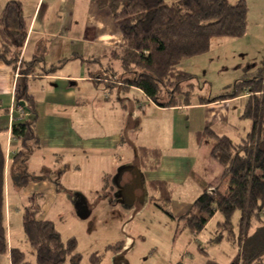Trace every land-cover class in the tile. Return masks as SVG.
<instances>
[{"label": "crops", "instance_id": "crops-1", "mask_svg": "<svg viewBox=\"0 0 264 264\" xmlns=\"http://www.w3.org/2000/svg\"><path fill=\"white\" fill-rule=\"evenodd\" d=\"M11 1L21 4L25 18L26 37L21 49L19 48L20 59L36 61L35 71L24 75L12 65L0 60V145L6 157L4 216L9 228V231L6 229L9 251L0 255V264H12V222L15 220L19 224L23 223L22 210L29 203L30 196L37 194L42 198L39 214L42 220L51 218V208L58 199L62 206L68 203L71 216L75 214L71 197H68L67 193L70 188L83 187L80 184L85 175V162H97V177L104 178L98 185L93 183L94 187L88 188H96L101 192L108 176L115 175L122 166L138 162L135 147L142 146L161 152L152 167H143L138 163L141 175V192L138 195L143 199L125 206H128L130 211L143 210L145 203L153 199L151 204L166 215L168 214L164 208H167L174 217L168 215L173 221L186 214L194 200L204 191L209 188L218 189L214 179L223 175V166L211 156V142L204 137L199 138L197 132L210 127L218 135H227L219 133V126L223 122L230 128H238L229 120L231 114L226 105L244 98L247 94L219 100H215L218 96L202 95L206 97L203 101L195 96L189 105L172 107L160 106L151 101L143 107L144 103L138 101L137 106L141 108L138 113L130 99L121 97L128 89H121V92H118L122 99L120 107L116 103L109 106L105 100H99L96 104L100 107L101 114L96 117L91 105L86 103L83 97L77 99V96L80 82L91 81V89L98 86V95L99 90H102L100 83L104 81H97L100 78H95L88 69V65L94 66L93 61H97L93 56L103 54L115 58L113 51L118 52L124 47L123 35L111 12L99 8L93 0H0V19ZM86 54L89 60L85 58ZM116 60L120 62L119 59ZM110 69L112 68L108 64L106 70ZM116 72L112 71L113 78L118 77ZM121 72L123 76L124 73ZM97 74L110 81L106 74ZM24 77L27 91L36 101L35 131L39 140V148L32 153L29 160L40 152L47 155L51 161L56 162L51 167L58 178L56 181L49 175H36L37 172L29 167L33 172L31 175L35 177L24 187L18 188L12 179V163L13 155L21 146L20 141L12 134V125L21 107L15 98L16 87ZM82 86L85 87V84ZM129 89H135L145 96L139 88L132 86ZM90 94L95 98L96 93L94 95L91 91ZM127 111L130 114H127ZM241 114L242 112L239 113V118ZM251 127L252 121L250 129L243 136L236 131V142L245 139L244 136L251 131ZM95 181L97 179L94 176ZM151 181H166L172 190L171 200L163 203L158 199L159 192L150 189ZM225 186L229 187L227 184ZM57 188L64 190L59 193ZM100 200L103 198L99 201L95 199L96 203H100ZM12 206L15 209H12ZM218 214L220 213L216 212L208 223ZM258 226L256 222L251 232Z\"/></svg>", "mask_w": 264, "mask_h": 264}, {"label": "trees", "instance_id": "trees-1", "mask_svg": "<svg viewBox=\"0 0 264 264\" xmlns=\"http://www.w3.org/2000/svg\"><path fill=\"white\" fill-rule=\"evenodd\" d=\"M93 1L99 8L111 12L124 38V47L118 52L113 51V57L120 60L124 73L115 79L126 85L118 87L139 88L148 101L164 107L189 105L195 97L193 93L185 92L183 101L175 99L174 95L166 102L161 101L163 88L173 87L174 93L182 92L180 85L177 86V82L175 84L173 80L193 79L192 74L178 68L184 59L207 52L214 37H241L247 30L249 8L246 0H238L235 3L230 0H174L172 3L165 0ZM0 21V60L16 69V60L20 57V49L26 37L21 4L16 1L9 2ZM35 61H24L30 64V69L25 71L24 75L35 71ZM129 73H133L134 77L126 76ZM251 74L250 78L237 80L231 93L215 99L236 98L244 93L249 95L241 114L242 118L252 121L251 131L246 138L235 142L227 135H218L210 127L197 132L199 138L211 140V156L223 166V175L229 176L228 190L221 192L217 188H209L194 200L186 214L178 217L193 233H199L216 212L224 218L219 225L230 226L234 214L238 211L237 240L241 244V254L235 264H264L263 223L251 232L255 222H262L264 212V60ZM96 77L100 78L97 81H106L104 76L95 75ZM25 80L26 77L17 84L15 98L17 102H27L29 116L27 113L22 118H16L12 125V134L20 141L21 146L13 155L12 163V179L18 188L24 187L35 177L27 171L26 162L39 148L35 131L36 101L34 96L28 93ZM107 82L112 83L109 80ZM198 98L201 101L206 99L202 95ZM135 148L138 159V162L133 164L135 167L138 163L143 167H152L160 157L161 152L158 150L142 146ZM5 158V151L0 145V255L9 251L4 226ZM135 167H120L123 175L127 169L130 173V177H125L123 182L125 190L119 188L126 205H133L139 200L141 175ZM108 178L109 176L107 180ZM114 178L119 186V181L122 180L116 176ZM107 183L109 184V181ZM149 183L151 190L159 192L158 199L163 203L171 200L172 190L166 181ZM128 193L130 196L127 200ZM37 197V194L29 197V203L23 213L24 233L33 248L35 259L27 260L25 252L18 247H12L11 263L64 264L67 257H70L72 264H79L81 255L76 252V238L64 241L52 221L39 218L41 206L37 204ZM71 199L76 204V196L72 194ZM88 211L87 205L83 211L79 209L82 216H87ZM164 211L173 217L167 208H164ZM232 235L234 234L231 233L230 236ZM222 237L219 235L214 239ZM120 243L122 242L109 245L108 248L118 250ZM99 260V256L95 254L91 257L92 264H100ZM205 264L220 263L208 259Z\"/></svg>", "mask_w": 264, "mask_h": 264}, {"label": "rangeland", "instance_id": "rangeland-1", "mask_svg": "<svg viewBox=\"0 0 264 264\" xmlns=\"http://www.w3.org/2000/svg\"><path fill=\"white\" fill-rule=\"evenodd\" d=\"M165 1L172 3L174 0ZM236 1L238 0H230L231 3H235ZM246 2L249 8L246 33L241 37H214L207 52L184 59L178 65V68L192 74L194 76L193 79L187 81L173 80L175 84L177 82V86L180 85L182 92L174 93L173 87L169 89L163 88L161 101L166 102L172 98V95H174L175 99L183 101L185 99L183 93L185 92L193 93L196 98L200 95L208 97L225 95L233 91L237 80L252 77L251 73L260 67L264 60V0H246ZM107 56L103 54L93 56L97 58V61H93L95 63L94 66L91 65L90 67L88 65V69L93 76L98 75L97 73L101 75L106 74L110 78V81H112L111 84L115 86H112L107 81L101 82V85H98L102 87V90H99L98 95L96 92L98 86L91 89V81L83 82L85 87L82 86L83 83H79L80 87L77 99L83 97L85 102L91 105L93 114L96 117L99 113L101 114L100 107L96 104L97 101L105 100L109 106H113L116 103L120 107L122 99H120L118 92L120 93L121 89L117 86H126L122 81L120 82V80L113 78L114 76L112 75L113 70L117 71L116 75L118 77L122 75L121 71L123 69L120 62L116 58ZM20 58L16 60V69L19 73L23 74L30 69V64ZM85 58L87 60L90 59L88 58V54L85 55ZM90 62L92 63V61ZM108 64L113 70H106ZM126 76L132 78L134 74L129 73ZM175 84L174 86H176ZM127 89L121 97L124 96L130 99V102L136 106L135 111L141 112V108L137 106L138 101L139 103H144L143 107H145L148 104L147 98L135 89ZM103 90L108 92L104 93ZM91 91H93L94 95L96 93L95 98L91 97L93 96L90 94ZM246 96L240 100L231 101L226 105L231 114L229 120L238 126V128H230L224 122L220 126L218 125L219 133H226L235 142L238 141L236 131L240 136H243L248 132L251 125L250 119L238 117L239 113L243 112L244 103L248 100L249 95ZM129 106L131 107L130 104ZM219 107L222 108L223 106ZM21 108H25L26 110V103L25 106L21 105ZM149 108L148 106L147 109ZM126 113L130 114L129 111ZM129 135L133 137L131 132H129ZM208 140L211 142L210 139ZM87 155L89 156V154ZM58 161L60 163L61 158ZM55 163V161L50 160V157L40 152L35 154L34 157L32 156L26 162V166L29 174H32V171H36V175H49L53 180L57 181V174L54 173L51 167ZM133 164L126 166L134 168L135 165ZM84 167L85 175L81 178V182L86 183L80 184V186L83 185V187L81 186L82 188H70L67 193L68 197H71L72 194L76 196V204L71 199V205H73L75 214L71 216L68 212L70 209L67 206L68 203L62 206L58 199V201H54V205L51 208L49 216L52 219L47 218V220L54 222L64 241L72 237L76 238V252L81 255L79 264H92L91 257L94 254L99 256L100 264H205L208 259L215 260L220 264H235L238 258H240L241 244L237 240L239 230L238 211L232 218V225H219L218 221H224V218L222 214H218L205 226L201 233L194 234L186 227L184 221L178 219L173 221L171 217L156 209L154 204H151L153 199L145 203L143 210L133 209L130 211L129 207L123 204L126 203V200L120 194L119 188L121 187L120 185L118 186L114 178L115 176L117 179L120 178L122 181H119V183L123 185L125 177H130L129 169L123 175L120 168H118L116 171L118 175H110L108 180L106 178L109 184L106 182L105 188H101L103 191L101 190L100 192L96 188H88L93 183L98 185L99 181L104 178L97 177V172H95L99 168L97 162H92L91 164L85 162ZM135 168H137L136 170L140 174L138 165ZM103 173L105 175V172ZM94 176L97 179L95 182ZM228 180L229 176L219 175L214 179V183L220 191L226 192L228 188L225 185H229ZM57 190L60 193L64 188H57ZM138 191L140 193L141 188H138ZM128 196H130L129 193L127 194V200ZM96 198L97 201L101 198L103 200H100V203H96ZM142 199L143 197L139 195V200ZM36 200L37 204L41 206L42 198L38 196ZM85 205L88 206L89 211L87 212V216H82L79 209L83 211ZM19 208L23 209L24 207L19 206ZM12 209H15V207L12 206ZM22 212H25V208ZM12 223L13 232H10V236H13L12 243L14 247H18L25 252L27 260L33 261L35 254L24 233L23 223L19 224L15 220ZM261 223L264 225V212L262 222H259L258 225ZM4 226L6 229L8 228L5 223V217ZM231 233L234 235L230 236ZM219 235L223 237L214 239ZM118 242H122L118 250L108 248L109 245H114ZM64 264H72L70 257H67Z\"/></svg>", "mask_w": 264, "mask_h": 264}, {"label": "built area", "instance_id": "built-area-1", "mask_svg": "<svg viewBox=\"0 0 264 264\" xmlns=\"http://www.w3.org/2000/svg\"><path fill=\"white\" fill-rule=\"evenodd\" d=\"M26 114H27V111L25 110V108H21V107H20V113L18 114V117H17V118H22V117H24ZM209 190H211V188H210Z\"/></svg>", "mask_w": 264, "mask_h": 264}, {"label": "water", "instance_id": "water-1", "mask_svg": "<svg viewBox=\"0 0 264 264\" xmlns=\"http://www.w3.org/2000/svg\"><path fill=\"white\" fill-rule=\"evenodd\" d=\"M25 103H26L25 100H20L19 101V104L22 105V106H25Z\"/></svg>", "mask_w": 264, "mask_h": 264}, {"label": "flooded vegetation", "instance_id": "flooded-vegetation-1", "mask_svg": "<svg viewBox=\"0 0 264 264\" xmlns=\"http://www.w3.org/2000/svg\"><path fill=\"white\" fill-rule=\"evenodd\" d=\"M126 183H127V182H126ZM124 185H125V183H124L123 185L120 184V187L123 188V189H121V190H125L126 186H124ZM138 192H139V191H138Z\"/></svg>", "mask_w": 264, "mask_h": 264}]
</instances>
